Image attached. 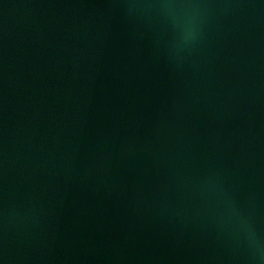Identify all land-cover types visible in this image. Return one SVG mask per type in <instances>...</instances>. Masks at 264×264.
Here are the masks:
<instances>
[{
  "label": "water",
  "instance_id": "1",
  "mask_svg": "<svg viewBox=\"0 0 264 264\" xmlns=\"http://www.w3.org/2000/svg\"><path fill=\"white\" fill-rule=\"evenodd\" d=\"M0 264H264V0H0Z\"/></svg>",
  "mask_w": 264,
  "mask_h": 264
}]
</instances>
